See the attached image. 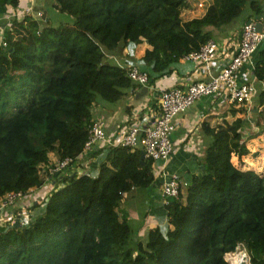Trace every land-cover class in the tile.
<instances>
[{
    "label": "trees",
    "instance_id": "16d2710c",
    "mask_svg": "<svg viewBox=\"0 0 264 264\" xmlns=\"http://www.w3.org/2000/svg\"><path fill=\"white\" fill-rule=\"evenodd\" d=\"M185 2L52 0L69 22L54 26L44 16L12 18L13 29L25 39L10 42L7 35V47L0 45V198L37 187L40 169L55 163L51 150L56 161H72L55 176V189L39 214L23 226H0V264H229L224 255L239 249L252 263L264 264V170L242 178L232 162L249 154L240 133L247 125L237 115L242 107H230L213 126L201 123L210 139L204 172L180 186L176 199H160L156 210L165 230L149 228L144 241L120 218V202L134 189H143L150 200L152 191L160 195L149 192L156 162L141 160V149L118 146L98 164L96 177L72 169L94 120V100L117 102L141 86L127 74L129 61L145 69L153 83L198 49L202 30L220 26L213 4L201 18L182 20ZM18 3L0 0V10ZM251 7L259 12L257 1ZM129 46L143 50L126 63L108 59V53ZM255 60L254 75L264 82V47ZM254 101L264 119V91ZM102 151L96 144L87 156L97 159Z\"/></svg>",
    "mask_w": 264,
    "mask_h": 264
},
{
    "label": "built area",
    "instance_id": "2783aa9c",
    "mask_svg": "<svg viewBox=\"0 0 264 264\" xmlns=\"http://www.w3.org/2000/svg\"><path fill=\"white\" fill-rule=\"evenodd\" d=\"M25 1L22 5L21 2ZM35 0H19L17 8L6 5L1 8L0 31L2 38L0 45L7 47L9 41L6 38L13 30L12 18L21 19L26 15L41 17L42 13L34 11ZM35 14V15H33ZM256 23L261 24V30L256 29ZM238 39L223 38L218 41L214 38L208 39L198 49L189 52L181 57L185 61H191L196 68H201L202 79L189 82L184 87L175 85L162 89L158 95L157 110L148 111L144 117L137 122H123L115 131L109 132L106 127L107 115L95 118L88 127L87 140L84 143L82 153L79 155L82 161L75 172L79 175H87L94 178L98 174V164L105 160L106 155L111 156L112 147H129L141 149L142 155L155 162H165L173 153V144L170 139L174 129V119L184 114L197 100L209 98L211 106L217 104H234L243 108L240 116L243 123L252 130H255L256 118L253 115L259 112V107L254 105L255 98L260 91H264V82L257 80L254 75L255 55L260 43L264 38V9L249 23L241 27ZM127 74L140 85L148 84V72L142 69L137 63L129 61ZM254 132V131H253ZM242 141H247L249 134L240 131ZM101 144L103 147L102 158L100 160L89 158L88 151L94 145ZM71 158L56 161L42 172L46 183L31 188L27 193L22 191H10L4 193L0 198V226L25 225L30 219L36 216L29 208L34 206L32 201L25 204L20 203L26 198L37 201L35 205L43 206L47 198L55 189V176L62 173ZM204 169V168H202ZM46 184H49L46 187ZM188 181L183 180L178 173L164 172L152 186L160 190V196L164 202L168 198L176 199L180 186H187ZM59 184L57 187H60ZM45 188L43 195H38L37 191ZM19 205L18 210L14 207ZM231 264H252L246 252H238L229 255Z\"/></svg>",
    "mask_w": 264,
    "mask_h": 264
},
{
    "label": "crops",
    "instance_id": "0c3cea01",
    "mask_svg": "<svg viewBox=\"0 0 264 264\" xmlns=\"http://www.w3.org/2000/svg\"><path fill=\"white\" fill-rule=\"evenodd\" d=\"M251 1L252 0H239L236 4H230L226 0H186V2L180 6V17L184 21L193 18H201L207 7L213 4L219 8L217 10L219 12V22L221 24L218 28H214L213 30L210 27L202 30V32L196 36L197 44L200 46L210 38H214L218 41L226 37L237 40L241 27L249 20L254 19L255 15L259 14L264 9V0H253L257 1V6L259 8V12L255 13L251 7ZM21 4L24 5L25 1H22ZM34 6L36 10L41 12H43V10L46 11V13L47 10L49 11L50 16L44 14V18L46 21L48 20L51 25L57 26V23L59 20L61 21V19H65L66 23L70 21L69 16L58 13L53 9L52 0H35ZM220 11L223 13L222 15H220ZM251 15H253V18H251ZM238 18H240V21ZM205 30L210 31V34H205ZM2 36L3 35L0 33V38H2ZM17 38L25 39L24 36H21L13 29L10 32V38L7 39L12 42ZM263 47L264 44L262 48ZM139 49L138 47L137 49L134 48V46H129L124 49L117 48L114 53H108L107 57L109 60L118 63H120L121 60H124L126 63L129 56L132 58L139 56L141 52ZM202 74L203 71L201 68H196L194 63L180 59L175 64L171 73L165 74L153 83L141 85L134 90H127L125 95L117 102H104L97 97L96 100H100L101 104L100 107H98V104L95 103L96 100H94L93 119L107 115L105 117L109 125L106 129H108L109 132L115 131L123 122H137L141 120L145 114L151 113L148 111L157 110L158 95L162 89L173 85L184 87L193 80L202 79ZM233 105L226 102L225 104H217L213 107L211 106L210 99L203 97L191 105L184 114L177 116L174 119L175 129L170 137L173 144V153L165 162H156V168L154 170L155 179L161 177L164 172L169 174L177 173L176 171L182 172L192 170L197 175H200L204 167V165H202L204 159L203 155L210 141L209 137L202 134L201 123L203 121H209L211 126L219 123L224 116L223 113L226 110L228 111L230 107H234L235 109L241 108L240 106ZM241 114L243 113H237L238 116ZM228 116L229 114H227L225 118L229 119ZM96 147L97 146H95V148ZM51 153L55 154L54 151ZM50 159L53 161L55 157H52L50 154ZM81 162L82 161L79 163L82 164ZM192 175L193 174H190L189 176L188 174V178L185 180L189 181ZM152 190L157 189L155 186L151 185L149 187V192ZM45 191V188H41L37 193L41 196ZM151 196L152 199L150 200L147 195L148 203L144 210L143 228L137 232V239L140 238L143 230H148L154 226H162L160 220H164V217L158 215V213H160L159 210H156L160 203V199L162 200L161 196L156 195L155 191H152ZM29 201H32L34 204L37 202L28 197L26 200L20 201V203L25 204Z\"/></svg>",
    "mask_w": 264,
    "mask_h": 264
},
{
    "label": "rangeland",
    "instance_id": "374dc122",
    "mask_svg": "<svg viewBox=\"0 0 264 264\" xmlns=\"http://www.w3.org/2000/svg\"><path fill=\"white\" fill-rule=\"evenodd\" d=\"M34 11L35 12L38 11L35 9V6H34ZM39 12H41V11H39ZM41 13H42L41 17L34 16V18L39 20L44 16V14H46L47 16H50V13L48 10H47V13L44 10ZM33 15H35V14H33ZM1 16L2 15L0 13V19L2 18ZM60 16H62V15H60ZM251 18H253V15H251ZM238 20L240 21V18H238ZM65 23H66V20L61 19V21L59 20V22L57 24L62 25ZM0 33L2 34V32H0ZM0 40H1V38H0ZM261 43H262L261 46H263L264 39ZM139 48L138 49L142 51V47H139ZM256 56H257V53L255 55V58H256ZM101 101H104V100L101 99ZM101 101L100 100L95 101V103L98 104V107H100ZM104 102H106V101H104ZM254 105H256V104H254ZM256 106H258V105H256ZM258 107H259V112H260V106H258ZM259 112L257 111L253 114L256 118V121L254 122L255 126H256V127H254L255 130H252V128L248 129V126L245 129H243L244 131H246V133L249 134V138L246 142V145L249 148V154L245 157H242V161L238 160L237 157H233V159H232V162L235 165V168H237V170L242 171V173H241L242 178L245 175L249 176L251 173L261 174L264 170V119L259 118ZM228 118H229V120L233 119L231 115H229ZM257 120L259 121V123H257ZM51 152H53V150H51L49 153L52 155V157H55L56 154H52ZM101 156H102V152L100 154H98V156H97L98 160H100L102 158ZM77 166L79 167L80 163ZM73 169H77V167L75 166V168H73ZM176 172L182 177L183 180L188 178V174H189V176H190V174H196L192 170H187V171H182V172L176 171ZM203 172H204V169H203ZM203 172L201 171V174ZM242 178H241V184L244 180ZM42 179L40 180V182H38V180H35L34 183L39 184V185L46 183V179L44 177H42ZM156 180L157 179H155L154 183L156 182ZM48 186H49V184H46V187H48ZM147 200H148L147 195H146V193H144L143 189H134L130 193H127L123 197L122 201L120 202V209H119L120 218H122V216H123L129 222V224L132 226L134 231H136V238H137V232L140 231L141 228H143L142 227L143 215H144V210L147 207V203H148ZM18 209H19V205L17 203V205L14 207V210H18ZM29 209L33 214H39L41 209H42V206L37 205V206H33ZM216 211L218 212V208L216 209ZM160 222L162 225L161 229L164 231L166 221L164 219V220H160ZM146 235H147L146 230H143L141 233L140 239H142L144 241L146 239Z\"/></svg>",
    "mask_w": 264,
    "mask_h": 264
},
{
    "label": "clouds",
    "instance_id": "9594fccd",
    "mask_svg": "<svg viewBox=\"0 0 264 264\" xmlns=\"http://www.w3.org/2000/svg\"><path fill=\"white\" fill-rule=\"evenodd\" d=\"M264 39V38H263ZM263 41V40H262ZM261 41V42H262ZM260 45H261V43H260ZM259 48H260V46H259ZM55 152V151H54ZM49 156H50V153H49ZM56 159H57V157L55 156V160H53L54 162H56ZM78 167V166H77ZM73 169V168H72ZM45 169L44 168H41L40 169V174L42 175V172L44 171ZM73 172H75V169L73 170ZM41 177H43V176H41ZM161 195V194H160ZM162 198V197H161ZM146 232H147V230H146ZM140 239V238H139ZM240 250V249H239ZM239 250H237L236 252H230V253H226L225 255H224V260L226 261V262H228L229 264H231V262H230V258H229V255H231V254H237L238 252H242V251H239ZM252 263V262H251ZM241 264H244L243 262L241 263ZM252 264H254V263H252Z\"/></svg>",
    "mask_w": 264,
    "mask_h": 264
},
{
    "label": "water",
    "instance_id": "95a60500",
    "mask_svg": "<svg viewBox=\"0 0 264 264\" xmlns=\"http://www.w3.org/2000/svg\"><path fill=\"white\" fill-rule=\"evenodd\" d=\"M251 20H249L247 23H249ZM256 29L258 30V31H260L261 30V24L260 23H256ZM142 159H144V155H142L141 156V160ZM14 226H18V223L17 222H15L14 224H13Z\"/></svg>",
    "mask_w": 264,
    "mask_h": 264
}]
</instances>
